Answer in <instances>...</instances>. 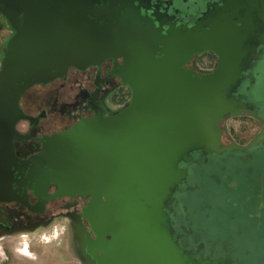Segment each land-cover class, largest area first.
<instances>
[{"label": "water", "instance_id": "95a60500", "mask_svg": "<svg viewBox=\"0 0 264 264\" xmlns=\"http://www.w3.org/2000/svg\"><path fill=\"white\" fill-rule=\"evenodd\" d=\"M222 2L182 23L174 16L180 11L168 14L151 0H0L13 32L0 69V153L10 160L21 139L17 122L31 119L19 107L24 92L64 78L71 68L121 60L113 74L131 90L128 105L46 138L41 153L22 163L36 169L31 177L39 191L58 187L50 198L91 199L83 216L96 236L89 251L101 254L100 264L147 263L149 231L157 234L159 259L219 264L185 253L190 244L180 247L183 237L174 238L170 215L192 172L202 179L227 154L264 149V120L252 110L262 104L252 95L264 84V0L230 12ZM216 20L230 21L234 31L210 34ZM203 52L219 56L212 73L188 68ZM248 111L262 122L261 133L247 146L225 145L222 121ZM244 160L224 165L242 169ZM258 162L264 169L263 155ZM194 192L190 200L198 198Z\"/></svg>", "mask_w": 264, "mask_h": 264}, {"label": "flooded vegetation", "instance_id": "af4514ba", "mask_svg": "<svg viewBox=\"0 0 264 264\" xmlns=\"http://www.w3.org/2000/svg\"><path fill=\"white\" fill-rule=\"evenodd\" d=\"M216 2L218 0H151L153 6L158 3L167 8L168 14L180 11L179 15L174 16L176 19L180 17L182 23L196 21L201 13L207 10L208 4ZM10 32L12 36L13 32L11 30ZM204 54L215 57L213 65L210 67L206 65L205 69L200 66L199 70H192L199 74L212 73L219 62V56L212 52L195 55L188 68L191 69L195 59ZM4 55L3 50L2 60ZM117 63L121 64V60L116 62L108 60L100 67H90L84 71L71 68L64 78L56 79L47 85L33 86L23 93L19 107L23 114L31 119H23L16 124L15 128L21 139L13 147L15 161L0 153V234L21 232L24 227L37 223H43L41 225L43 226L57 217H65L72 224L84 247L85 263L100 264L98 257L101 254L93 255L89 251V240H95L96 236L83 216L91 199L80 196L50 198L58 191V187L50 184L45 193L39 191L38 189L42 187L38 186L35 176L31 177L36 169L27 168L22 163L41 153L46 138L63 133L81 120L94 118L96 114L113 116L128 105L117 104L118 97L125 89L120 78L113 74ZM200 65L205 64L201 62ZM263 72L264 70H261L260 76L264 75ZM126 89L132 96L131 90ZM252 96L255 103L262 102L252 110L257 111L258 116L264 120L263 83ZM244 115L257 120L261 125L256 138L263 130L262 122L250 116L249 111L240 116ZM229 119L231 118L223 121ZM223 130L224 137L225 129ZM223 143L228 145L232 142ZM262 155L264 156V149L261 151L255 149L242 155L227 154L224 156L225 163L233 164L235 159L243 158L247 165L240 166L242 169H229L228 172L225 163L223 165L221 163L220 168L198 180H196L198 173L192 172V181L183 186V193L174 204L170 215L172 231L176 233L173 235L174 238L183 237V240H180V247L182 248L183 241L190 244L188 248L183 249L185 253L189 256L197 253L202 257V261H216L219 264H264V249L261 247L264 245V169L258 162ZM248 156H252L251 159ZM205 179L209 186H205ZM214 180H223L220 200L215 201L209 196L210 182ZM202 184H205L204 187ZM194 190L198 198L190 200L189 196ZM233 202L246 204L248 215L251 217L255 215L252 219L253 224L249 228H242L246 235L230 233L236 232L241 212L240 205L236 206ZM206 203H210V208H203ZM213 203L215 212H211ZM190 237L198 243L193 244ZM245 237L248 240H245ZM107 240L110 238L107 237ZM206 240L211 243L206 244ZM221 259L229 261L222 263Z\"/></svg>", "mask_w": 264, "mask_h": 264}, {"label": "rangeland", "instance_id": "374dc122", "mask_svg": "<svg viewBox=\"0 0 264 264\" xmlns=\"http://www.w3.org/2000/svg\"><path fill=\"white\" fill-rule=\"evenodd\" d=\"M257 0H223L222 9L225 12L236 10L237 8H250L251 3ZM262 7V4H261ZM263 8V7H262ZM213 30V31H212ZM234 31L230 21L216 20L211 27L212 33H227ZM11 36L10 30L0 32V41H7ZM2 57H0L1 67ZM215 57L204 54L192 63L191 69L199 70V67L205 69L206 65H213ZM204 62V66L200 65ZM122 95V94H121ZM225 129L223 141L232 142L239 145H246L252 141L260 132L261 125L259 122L249 116H238L222 122ZM230 172L229 168L227 169ZM226 178V177H225ZM213 182V183H212ZM210 182L211 193L209 196L213 201L220 200L223 180H214ZM233 186V185H232ZM212 188V189H211ZM240 209V220H238L236 232L231 231L233 235H246V231L242 228H249L253 223L255 215H248L246 204H237ZM210 204V203H209ZM209 204H205L203 208H210ZM216 204V203H215ZM211 212H215V208L211 205ZM219 206V205H218ZM210 212V213H211ZM241 236V235H240ZM149 254L148 262L144 264H177L173 260L166 259L162 256L159 259L157 251L159 249V241L157 234L149 231ZM245 240H248V238ZM24 245V246H23ZM164 246V244H161ZM163 249V248H162ZM26 254V255H25ZM0 264H86L84 261V247L80 243L72 224L65 217H57L43 226L33 231H21L13 233L0 234ZM135 264H137L135 262ZM189 264H197L193 260Z\"/></svg>", "mask_w": 264, "mask_h": 264}, {"label": "built area", "instance_id": "2783aa9c", "mask_svg": "<svg viewBox=\"0 0 264 264\" xmlns=\"http://www.w3.org/2000/svg\"><path fill=\"white\" fill-rule=\"evenodd\" d=\"M126 88H128V87L125 86L124 92H123L122 95H120V96L118 97V99H117V104H118L119 106H125V105H127V104L130 102V100H131V94H130V92L127 91Z\"/></svg>", "mask_w": 264, "mask_h": 264}, {"label": "trees", "instance_id": "16d2710c", "mask_svg": "<svg viewBox=\"0 0 264 264\" xmlns=\"http://www.w3.org/2000/svg\"><path fill=\"white\" fill-rule=\"evenodd\" d=\"M8 29V25L4 18L0 15V32L6 31ZM6 41H0V57L3 56V50L5 47Z\"/></svg>", "mask_w": 264, "mask_h": 264}, {"label": "bare ground", "instance_id": "6f19581e", "mask_svg": "<svg viewBox=\"0 0 264 264\" xmlns=\"http://www.w3.org/2000/svg\"><path fill=\"white\" fill-rule=\"evenodd\" d=\"M24 246V245H23ZM26 255V254H25Z\"/></svg>", "mask_w": 264, "mask_h": 264}]
</instances>
